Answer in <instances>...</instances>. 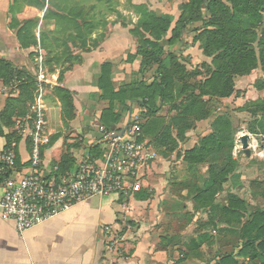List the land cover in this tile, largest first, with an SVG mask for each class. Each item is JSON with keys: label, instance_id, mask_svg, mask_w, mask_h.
<instances>
[{"label": "crops", "instance_id": "0c3cea01", "mask_svg": "<svg viewBox=\"0 0 264 264\" xmlns=\"http://www.w3.org/2000/svg\"><path fill=\"white\" fill-rule=\"evenodd\" d=\"M37 3L42 4L43 8ZM122 3L127 4L124 9L117 7L115 11L113 3L107 4L106 0H0V63H9L15 73L24 74V77L16 75L9 83L0 79V147L9 142H17V152L25 173H31L32 140L26 129L27 126H33L31 107L35 104L37 83L33 100L26 103L23 116L17 114L12 119L13 124L8 126L3 124L2 114L9 100L20 97V86L26 77L37 81L40 52L45 59L44 79L47 81L44 104L46 132L50 143L42 150L46 169L61 165L55 160L59 152L68 157V163L61 165L62 168L68 169L81 150L99 154L107 144L104 138L106 135L122 134L132 123L137 122L141 127L146 122L143 117L146 109L139 102H129L125 107L115 102L113 107L114 113L119 117L118 123L112 131H107L101 124L103 112L111 106L109 101L101 99L102 92L99 90L103 65L111 64L113 67L111 80L115 92L143 80L150 85L154 79L155 69L145 74L141 71L142 57L138 55V42L132 33L136 26L134 20L138 19L136 12L130 8L135 9L139 2L125 0ZM132 15L135 16L133 22L130 20ZM173 16L177 21V16ZM75 18H85L94 23L97 21L92 32L82 30V34L87 35L86 41L75 39L77 30L67 24ZM35 19L39 20L33 30L37 43L25 49L17 35L27 21ZM169 34L166 41L171 38V33ZM43 35L45 41L41 39ZM101 35H104L103 39L93 47V40ZM176 44L169 46L167 43L173 53ZM192 44L189 48H184L183 55L191 57V63L194 65L193 53L198 50L204 63L210 64L211 59L203 55L198 48L200 45L193 42ZM64 50H69L71 54L64 56L53 67L47 65V56H57ZM201 57H197L199 61ZM184 64L189 70L188 63ZM68 67L70 69L66 70ZM256 71L258 80L264 79L262 69L259 68L253 73ZM253 73L236 79V90L240 92V96L221 99L220 103H223L224 107L227 108L228 103H236L235 108H239L243 107L241 101L264 99V91L255 88L258 80L254 85L247 86L252 81ZM67 94H71L70 101L74 107L72 119L64 115ZM20 110L17 109L18 112ZM91 115L96 120L89 124L87 118ZM158 116L167 121L171 117L165 109H162ZM209 120L196 124L195 129L187 134V141L180 143L181 150L194 148L200 138L212 133V122ZM19 130H25L26 133L20 134ZM240 132L255 135L246 129L238 134ZM255 136L264 139V135ZM144 141L154 159L140 167L137 175L129 180L128 195L94 198L95 200L80 203L65 214L22 235L17 233L13 222L2 219L0 210V264H101L103 261L114 264H166L168 251L173 244L182 249V258L178 259V263L195 255L201 256L205 249L211 253L210 249L217 251V248H221L227 251V254L237 256L242 244H238L236 248V245L230 242L228 236L232 229L222 223H217L216 228L209 226L211 211L199 209L195 200L188 196L189 189L181 185L185 179L193 180L183 158L179 159L177 152L165 157L155 148L151 139L145 138ZM98 144L102 148L100 152L96 150ZM232 157L239 163L247 159L243 156L235 157L233 151ZM245 163H240V169L232 175L224 191L217 195L216 205H227L230 195L240 197L249 208L260 205L264 191L255 192L252 188L255 182L258 183L256 185L264 184V174L249 184L245 174L251 167L246 166L248 162ZM173 164L175 166L171 171ZM260 164L264 166V163ZM199 170L206 176L208 166H199ZM201 182L199 181V185L202 186ZM104 227H111L122 233L124 241L118 251L107 250ZM223 228H226V231H222ZM218 231L226 240L220 246L214 236ZM240 261L244 262L243 259Z\"/></svg>", "mask_w": 264, "mask_h": 264}, {"label": "trees", "instance_id": "16d2710c", "mask_svg": "<svg viewBox=\"0 0 264 264\" xmlns=\"http://www.w3.org/2000/svg\"><path fill=\"white\" fill-rule=\"evenodd\" d=\"M116 1L106 0L107 4H116ZM227 1L228 4L223 0H189L180 6V16L176 22L171 14L158 15L142 6L141 18L132 33L138 42V55L142 57V73L155 69L153 82L148 85L143 80L115 92L111 80L113 67L111 64L103 65L99 90L102 92L101 99L109 101L111 106L103 112L101 124L107 131H112L118 123L119 117L113 107L115 102L123 107L129 102H139L146 109L143 114L146 122L141 125L143 139H151L155 148L165 157L177 152V157L183 158L194 181L185 179L181 185L189 189L188 196L195 200L199 209L211 211L208 225L216 228L217 223H222L232 231H239L242 247L237 256L226 254L217 264H264V210H258L249 222L243 224L248 207L240 197L230 195L227 205L215 204L217 195L224 191L232 175L240 169V163L232 157L238 129L234 128L228 112L215 118L212 133L200 138L194 148L187 151L180 148V143L187 141V134L195 129L198 122L215 117L212 101L220 102L221 99L240 95L236 90L237 78L249 76L259 68L264 72V0ZM37 4L43 8L42 4ZM38 21H27L19 30L17 36L23 48L28 49L37 43L33 30ZM68 23L77 30L78 34L74 38L84 41L87 35L82 34V30L92 32L96 26L92 20L85 18H75ZM197 23L201 26L190 30ZM190 31L195 34L192 42L199 44L203 55L211 59L210 64L205 63L201 69L192 72L175 53L167 51L163 45L169 33L171 38L166 42L173 46ZM103 37L101 35L93 40V47ZM41 39L45 41L44 35ZM67 54L71 52L64 50L57 56L49 55L46 63L53 67ZM16 75L24 77L22 72L15 73L9 63H0V79L4 83H9ZM255 88L264 91V85ZM20 89V97L7 103L2 114L3 124L11 126L13 117L25 114L26 103L33 100L35 79L26 77ZM67 96L64 115L72 119L74 107L70 101L71 94ZM260 100L248 103L259 108L252 117L260 118L249 122L248 127V131L255 135H264V101ZM244 107L237 110L246 113ZM17 109L21 110L18 112ZM162 109L171 116L168 121L158 116ZM100 147V144L96 146L97 152L101 151ZM55 160L63 166L69 161L62 152ZM254 161L264 163L257 159ZM18 164L22 165L21 160ZM73 164L74 161L68 169ZM61 165L57 166L62 171L67 170ZM199 166H208L206 176L202 175ZM199 181H202V186ZM222 231H226V228ZM236 258L244 262L240 263Z\"/></svg>", "mask_w": 264, "mask_h": 264}, {"label": "built area", "instance_id": "2783aa9c", "mask_svg": "<svg viewBox=\"0 0 264 264\" xmlns=\"http://www.w3.org/2000/svg\"><path fill=\"white\" fill-rule=\"evenodd\" d=\"M39 72L35 104L31 107L33 126H27L30 142L31 173L19 166L17 142L0 147V210L2 219L13 222L17 233L24 234L76 205L94 198L128 195L129 180L140 167L154 159L143 139L140 125L134 122L123 134L106 135L104 150L93 154L81 150L70 169L62 171L58 166L46 169L42 150L49 145L45 121V94L47 81L44 56L39 53ZM25 134V130L18 131ZM248 135L247 150L250 157L264 161V139L240 132L234 144L235 157H247L241 137ZM106 248L119 250L124 241L120 231L104 227ZM101 264H114L103 261Z\"/></svg>", "mask_w": 264, "mask_h": 264}, {"label": "rangeland", "instance_id": "374dc122", "mask_svg": "<svg viewBox=\"0 0 264 264\" xmlns=\"http://www.w3.org/2000/svg\"><path fill=\"white\" fill-rule=\"evenodd\" d=\"M124 1L125 0H117L116 4H113V6L115 7V11H117V7H122V9H124V7L127 5L126 3H122ZM223 1L227 2V4H228L227 0H223ZM119 2L121 4H119ZM138 2H139V5L135 6V9L134 8H130V10L136 12V15H137V19L138 20H134L135 16H133V15H132V18H130V20H132V22L134 20L135 25L139 23V20L141 18V13H142L141 8H142V6H143V8H146L148 11L149 10L150 11L155 10V12L158 15L173 14V15L177 16L176 18H178V16H180V11H179L180 6L188 3L189 0H164V1L138 0ZM111 13H113V12H111ZM114 20H116V19H114ZM175 22H176V20H175ZM94 24L97 25V21ZM199 26H201L200 23L194 24V25H192L190 27V30H193V29H195V28H197ZM169 36H170V34H169ZM194 36H195V34L193 32H191V31L186 33L185 36L183 37V40L181 42H178V44H176V47L174 48L175 53L181 54V55H177V56L179 58H181V60L183 62H187L188 63L189 70L191 72L194 71V70H197V69H201L203 64H205L204 63V59H202V57L200 55L201 52L198 51V50H195L194 53H193L194 56H195L194 57V59H195L194 65H192V63H191V57H186V56L183 55V53L185 52L184 48H189V45H193L192 44V40H193ZM164 45H165V48H167L168 51L171 50V48H169L167 46V42L166 41L164 42ZM192 47L195 48V46H192ZM198 48L201 50L200 46ZM197 57H199V58L201 57V61H199ZM47 58L48 57H46V59ZM258 76L259 75H258L257 71H256V73H253L252 81L249 82L247 84V86L254 85L255 81H257L258 78H259ZM200 80H203V78H201ZM255 85H256L255 87H259L261 85H264V79L258 80L257 84H255ZM243 86H245V85H243ZM239 96H237V97H239ZM237 99L238 98H236L235 101H237ZM244 100H245V97H244ZM260 101H264V100H260ZM249 102L250 101H241L240 102V104H243V107L245 106L244 108L246 109V113H243V112L240 113V111H238L237 108H235L237 106L236 103H234V104L228 103V107L226 108V107H224L223 103H220L219 101H212V106L216 110V114H215V117H213V118H211L209 120V122L213 123L217 116H219L220 114H226L228 112L227 115L232 119L234 128L238 129V132L243 130V129L248 130L249 122H253V120L255 121L256 118H260V117H252L259 110V108H257L254 105L249 106L248 105ZM257 102H259V101H257ZM235 104H236V106H235ZM239 108H242V107H239ZM87 120H88L87 122L89 124H91L96 119H95V117L93 115H91V117H88ZM192 139H193V137H192ZM236 140H235V142H236ZM239 158H241V156ZM245 158H247V159L250 158V159L248 161H246L247 159L241 160L240 163H241V165H244V164H246L245 162H248L246 166H248L249 168L251 167L250 170H246L247 174H245L247 176V179H248L247 182H249V184H250L251 181H253L254 179L258 180V177L260 175L264 174V166H261L260 162L254 161V160H256L254 158H251V157H245ZM175 164H176V162H175ZM174 166H175L174 164L171 166V171L174 168ZM244 172L245 171H243V174H244ZM256 184H258V183H256ZM256 184H253V188H252V186H251V188L255 192L257 191V192L262 193L264 191V184L263 185L262 184L261 185H256ZM261 198L263 200L260 199V205L259 206L255 205V206H252L250 208L248 207V210H247V212L245 214V217L243 219V224L249 222L252 219V216L254 215V213H256L258 210H260V211L264 210V197H261ZM93 200H95V199H93ZM256 203H258V202L256 201ZM170 214H173V213L170 212ZM239 228L240 227H238V229ZM219 233H221V232L218 231V233L216 235H214V236H216V240L218 241L219 246H220V245L224 244L226 242V240H224V238H225L224 235H222V234L220 235ZM228 237L230 238V242H233L236 245L235 246L236 248L238 247V244H242V241L240 239V235H239V231L238 230L235 229V231H231ZM173 245H172L171 249L168 251L166 264H211V261H212V264H217L219 262V260L223 256H226V254H227L226 253L227 251H225L224 249H221V248H219V249L217 248V251H214V250L210 249L212 251L211 253L206 252V249H205L204 251H202L203 254L202 253L200 254L201 256L195 255V256H193V258L183 259L184 261H182L181 263H178L179 262L178 259L182 258V256H181L182 255V249H179L175 245H174L175 246L174 247ZM235 257H236V255H235ZM236 259L240 263H242V261H240V259H238V258H236Z\"/></svg>", "mask_w": 264, "mask_h": 264}, {"label": "water", "instance_id": "95a60500", "mask_svg": "<svg viewBox=\"0 0 264 264\" xmlns=\"http://www.w3.org/2000/svg\"><path fill=\"white\" fill-rule=\"evenodd\" d=\"M124 132H125V131H124ZM124 132H123V133H124ZM123 133H122V134H123ZM241 141H242V143H243V147H244V149H245L246 156H247V157H250V151L246 149V148H247V145H248V143H247V141H248V135H244V136H242V137H241Z\"/></svg>", "mask_w": 264, "mask_h": 264}]
</instances>
